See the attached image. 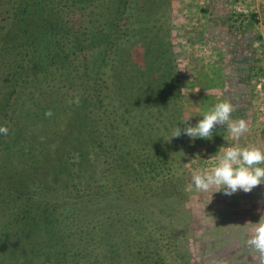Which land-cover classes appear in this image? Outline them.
I'll list each match as a JSON object with an SVG mask.
<instances>
[{"label": "rangeland", "instance_id": "obj_1", "mask_svg": "<svg viewBox=\"0 0 264 264\" xmlns=\"http://www.w3.org/2000/svg\"><path fill=\"white\" fill-rule=\"evenodd\" d=\"M28 8L25 20L14 10L12 31L17 38L26 28L48 66L5 121L21 128L15 151L30 165L69 166L63 181L35 183L53 191L41 202L62 214L64 260L53 264H260L247 240L264 216V191L254 204L243 191H197L192 177L215 167L223 148L264 150V0H40ZM28 97L34 111L51 109L45 125L23 121ZM77 97L89 100L87 116L71 103ZM224 101L236 107L229 122L244 119L247 133L236 140L217 125L211 140L183 135ZM177 126L182 135L172 138Z\"/></svg>", "mask_w": 264, "mask_h": 264}, {"label": "trees", "instance_id": "obj_2", "mask_svg": "<svg viewBox=\"0 0 264 264\" xmlns=\"http://www.w3.org/2000/svg\"><path fill=\"white\" fill-rule=\"evenodd\" d=\"M38 3L40 0H0V126L8 128L7 135L0 134V264H53L55 257L61 262L64 260V255L58 252V244L61 241L59 222L62 214L59 212V207L51 202L45 203L42 200L45 207H41V198L45 199L46 193L50 195L53 191L47 187L42 193L35 183L38 182L36 178L42 175L45 179L48 175L57 183L61 182L63 180L59 174L63 176V172L68 171L69 166L66 164L62 167L63 162L55 160L50 166L51 173H49L45 165L40 167H36V164L30 165L28 157H24L26 154L24 150L18 155L15 151L14 142L21 128L18 125L12 127L5 121L6 113L13 112V104L22 93L29 95L33 88L39 89L41 82L36 83L34 77L38 72L45 71L48 66L46 60L40 63V57H44L43 47L38 46L39 43L34 47L28 43L26 37H29V31L26 28H17L15 31L18 33L17 38L12 31L14 30L12 16L16 13L14 10L20 8L24 12L23 20H25L29 17L25 15V11L30 10L28 6ZM89 4L85 3L83 6L87 7ZM71 27L77 30L75 25ZM118 31L119 26L115 32ZM94 85L95 91L101 89L100 85L96 83ZM53 102L49 99L42 103L51 105ZM36 104V99L32 97L24 101L23 121L30 119L37 124L42 119L40 126H43L45 113L51 109L40 106L34 111L32 107ZM77 109L82 111V116H87L91 111L89 100L86 102V98L83 99V103L79 104ZM13 117L15 118L14 115ZM10 120L12 121L13 118L11 117ZM29 170H33V175ZM102 181H107L105 174H102ZM16 184L21 189L15 188ZM30 184L34 188H30ZM66 192L69 191L64 193ZM15 241L19 243L16 245ZM17 248L21 250L16 252ZM29 248L30 251L27 250ZM39 249L43 252H38ZM41 254L43 260L39 259Z\"/></svg>", "mask_w": 264, "mask_h": 264}, {"label": "clouds", "instance_id": "obj_3", "mask_svg": "<svg viewBox=\"0 0 264 264\" xmlns=\"http://www.w3.org/2000/svg\"><path fill=\"white\" fill-rule=\"evenodd\" d=\"M71 103L78 106L79 98ZM235 111V105L230 102L216 103L195 126L185 127L183 135L192 140L197 138L211 140L214 128L217 125H226L228 132L238 140L249 131V126L244 119L229 122ZM45 116L51 117V110L47 111ZM189 119L190 117L182 123ZM0 134H8L7 126H0ZM181 135L182 130L177 126L172 132V138H179ZM222 151L223 155L219 157V163L215 167L210 171H200L193 175L192 182L197 191L208 192L215 187L223 190L224 195L231 196L238 191L250 193L255 187L264 184V150L255 146H232L223 148ZM255 224L254 233L247 240V245L259 254L260 264H264V216Z\"/></svg>", "mask_w": 264, "mask_h": 264}, {"label": "crops", "instance_id": "obj_4", "mask_svg": "<svg viewBox=\"0 0 264 264\" xmlns=\"http://www.w3.org/2000/svg\"><path fill=\"white\" fill-rule=\"evenodd\" d=\"M241 119H242V118H241ZM263 124H264V123H263ZM262 191H264V184L255 187V188L250 192V193L253 194V196H254V199H252V202H254V204L257 203V202L259 201V199H258L257 197H258V195H259Z\"/></svg>", "mask_w": 264, "mask_h": 264}]
</instances>
